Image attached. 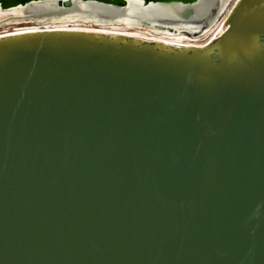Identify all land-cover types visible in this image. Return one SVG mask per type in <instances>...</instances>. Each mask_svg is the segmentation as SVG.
I'll return each instance as SVG.
<instances>
[{
	"label": "water",
	"instance_id": "1",
	"mask_svg": "<svg viewBox=\"0 0 264 264\" xmlns=\"http://www.w3.org/2000/svg\"><path fill=\"white\" fill-rule=\"evenodd\" d=\"M0 264H264V0L203 45L0 35Z\"/></svg>",
	"mask_w": 264,
	"mask_h": 264
},
{
	"label": "bare ground",
	"instance_id": "2",
	"mask_svg": "<svg viewBox=\"0 0 264 264\" xmlns=\"http://www.w3.org/2000/svg\"><path fill=\"white\" fill-rule=\"evenodd\" d=\"M64 1L71 5L64 6ZM124 1L122 6L83 0H26L0 5V35L82 29L137 35L176 45H203L223 31V23L237 0ZM214 3V14L206 17ZM184 8L191 10L187 20L180 16ZM198 19L207 23L200 32L202 23L194 22Z\"/></svg>",
	"mask_w": 264,
	"mask_h": 264
},
{
	"label": "rangeland",
	"instance_id": "3",
	"mask_svg": "<svg viewBox=\"0 0 264 264\" xmlns=\"http://www.w3.org/2000/svg\"><path fill=\"white\" fill-rule=\"evenodd\" d=\"M219 16H220V13H219Z\"/></svg>",
	"mask_w": 264,
	"mask_h": 264
}]
</instances>
